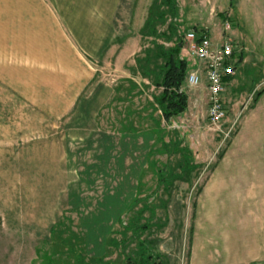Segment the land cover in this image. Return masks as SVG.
Segmentation results:
<instances>
[{"label": "rangeland", "instance_id": "374dc122", "mask_svg": "<svg viewBox=\"0 0 264 264\" xmlns=\"http://www.w3.org/2000/svg\"><path fill=\"white\" fill-rule=\"evenodd\" d=\"M150 1L115 2V41L135 36L138 50L133 57L151 39L138 33ZM85 2L96 0H0V264H93L92 257L125 264V254L136 246L118 245L119 223L131 213L125 204L144 196L154 205V217L140 238L151 240V253L158 254L154 261L189 264L196 189L223 153L236 119L264 87V0H177L173 22L182 40L181 57L187 56L183 33L190 28L206 30L213 42L224 37L238 45L244 42L246 52L252 53L225 87L221 132L208 125L204 81L187 97L183 114L169 125L160 119L163 140L168 139L167 129H176L195 164L189 178L171 181L168 193L157 184L156 170L175 156L155 151L156 135L147 134L151 118L159 113L148 105L156 90L138 74H130L133 57L119 66L112 57H86L75 44L71 52L57 18L63 38L38 35L36 66L27 64V74L21 75L18 33L28 35L33 13L43 17L38 23L46 26L51 4L69 12ZM42 26L38 31H44ZM125 79H132L136 88ZM107 237L115 238L117 245L106 244Z\"/></svg>", "mask_w": 264, "mask_h": 264}, {"label": "crops", "instance_id": "0c3cea01", "mask_svg": "<svg viewBox=\"0 0 264 264\" xmlns=\"http://www.w3.org/2000/svg\"><path fill=\"white\" fill-rule=\"evenodd\" d=\"M115 2H85L78 10L72 6L73 10L69 12L57 10L51 4L50 21L44 17L46 26L38 23L43 17L39 18L33 13L31 18L34 23L29 26L28 35L18 33L21 75L27 74V64L34 68L36 66L38 45L41 43L38 35L63 38L64 33L56 27L57 18L65 27L71 52L75 44L84 56L99 60L112 57L116 65L120 63L119 66L132 58L138 50V39L133 36L115 41ZM40 26L44 31H38ZM26 27L20 26V29ZM231 33L236 36L234 29ZM232 41L239 48L235 52L238 61L241 56L238 68L245 64L252 51L246 52L244 42L238 45L236 40ZM65 50L68 51L69 47L66 46ZM202 89L205 91L204 87ZM78 93L71 107L78 100ZM193 202L189 264H264V91L236 119L234 131L228 137L223 153L217 156Z\"/></svg>", "mask_w": 264, "mask_h": 264}, {"label": "trees", "instance_id": "16d2710c", "mask_svg": "<svg viewBox=\"0 0 264 264\" xmlns=\"http://www.w3.org/2000/svg\"><path fill=\"white\" fill-rule=\"evenodd\" d=\"M176 15L177 0L150 1L146 10V17L138 33L141 38L150 37L151 39L149 40V45L142 48L140 54L133 57L134 66L129 67L131 75L138 74L141 78L146 79L156 90V92L150 94L151 101L148 102L151 111L159 112L156 118H151L153 124L147 132V134L156 135L154 150L163 152L166 158L170 155L175 156L174 159L167 161L162 168L156 170L157 184L163 187L164 193L169 192L172 180L189 178V174L195 168L192 154L188 147L182 145V140L179 138L176 129H167L168 139L163 140L165 134L162 131L164 130L159 127L160 119L169 125L172 118L183 113L187 104L186 94L182 90L187 62L180 56L182 40L173 22ZM158 25H165V27L162 30H158ZM157 38H161L162 41L170 44L164 45L157 42ZM239 62H241V56ZM125 81L131 89L136 88V84L132 79H125ZM142 85L144 87L147 86L144 83H141ZM262 91H264V87L255 92L252 102ZM123 128L125 129V126ZM132 129L130 128V130ZM199 187L196 189V193L199 191ZM146 199V196L141 198L134 197L131 202H127L124 206L125 210H131V213L126 217L124 223L120 220L121 229L119 234L121 238L120 240L118 239V245L120 244L123 248L134 242L136 246L135 249L127 251L129 254H125L127 260L125 264H162L159 260L154 261V259L158 258V254L155 253L153 255L151 253L147 244L151 240L144 241V239L140 238L141 234L146 229H149L153 223L151 219L154 217L152 216L154 205L147 202ZM138 204L139 207L133 210L132 208ZM161 206L164 205L161 204ZM193 207L194 202L192 203V209ZM144 212H147V216L143 215ZM157 225L160 227L161 222H158ZM53 231L54 226L51 227L50 233H53ZM105 242L106 244L117 245V241L113 237H107ZM90 261L93 264L110 263V261H103V257H92Z\"/></svg>", "mask_w": 264, "mask_h": 264}, {"label": "built area", "instance_id": "2783aa9c", "mask_svg": "<svg viewBox=\"0 0 264 264\" xmlns=\"http://www.w3.org/2000/svg\"><path fill=\"white\" fill-rule=\"evenodd\" d=\"M183 39L187 41L188 49L184 58L187 69L182 90L188 97L204 81L206 119L211 129L221 132L220 125L226 113L222 95L240 63L235 55L239 48L230 37H224L218 43L213 42L203 29L190 28L183 33Z\"/></svg>", "mask_w": 264, "mask_h": 264}]
</instances>
